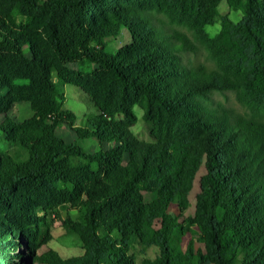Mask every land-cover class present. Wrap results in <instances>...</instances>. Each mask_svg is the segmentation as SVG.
I'll use <instances>...</instances> for the list:
<instances>
[{
  "label": "trees",
  "instance_id": "obj_1",
  "mask_svg": "<svg viewBox=\"0 0 264 264\" xmlns=\"http://www.w3.org/2000/svg\"><path fill=\"white\" fill-rule=\"evenodd\" d=\"M158 2L191 36L153 22L148 6ZM220 2L0 0V259L16 249L7 241L34 245L45 214L59 217L66 204L76 214L61 226L81 253L63 258L48 249L33 253L34 263L138 264L139 247L156 249L139 264H264V0H226L240 19L221 17L209 36L205 27L214 25ZM10 7L35 28L18 27ZM122 30L128 43L109 53ZM196 44L213 68L183 61ZM70 63L92 69L74 73ZM65 85L79 88L95 113L78 120L65 109ZM224 91L242 113L213 102ZM19 102L34 114L10 117ZM134 107L152 124L151 142L130 130ZM61 126L96 147L66 143ZM200 168L194 212L185 216ZM143 192L156 197L145 202ZM192 228L196 239L176 250L175 235Z\"/></svg>",
  "mask_w": 264,
  "mask_h": 264
},
{
  "label": "rangeland",
  "instance_id": "obj_2",
  "mask_svg": "<svg viewBox=\"0 0 264 264\" xmlns=\"http://www.w3.org/2000/svg\"><path fill=\"white\" fill-rule=\"evenodd\" d=\"M123 3H133V0H120ZM159 3V2H158ZM160 4V3H159ZM154 4V6H148V9L151 10L153 22L157 23V21L161 20L165 23L167 28L180 30L187 35L191 36L189 30L182 25H178L175 23H171L167 17H169V9L164 5ZM10 15L15 21L18 27H31L35 28V22L32 20H26L24 16H22L19 11L15 7L9 8ZM218 16L215 20L214 25H209L205 27L209 36H214L218 33L221 26V17H226L229 21L236 23L240 19V12L234 11L230 9L226 3V0H221L217 7ZM40 30H38L39 32ZM129 35L125 30H122L119 36L114 40L110 41L107 45L106 50L109 53L116 52L120 47L128 43ZM198 49L195 53H186L183 55V61L186 63H190V65L204 64L209 68H213V63L208 59L207 53L204 48L199 44H196ZM68 69L72 70L74 73H81L85 71H90L92 67L87 63L76 64L70 63L66 66ZM17 83H22V81H17ZM64 94V108L73 112L78 120L83 119L85 115H92L95 113L94 108L89 101V99L80 91L79 88L73 85H65L61 88ZM214 103H222L224 107L228 109H232L237 113H242L244 108L240 106V104L236 101L234 94L231 91H224L222 93H215L213 95ZM34 107L27 102H19L15 103L10 110L8 111L10 117L14 120L21 121L26 119L34 114ZM133 111L137 117V121L134 125L130 127V130L135 135V137L142 141L151 142L152 138L150 136V132L152 130V124L147 123L143 120V110L139 107H134ZM57 135L63 138L66 143H71L73 141H77L78 144L84 146L88 150H92L96 147V143L92 140H78L76 139L75 134L67 127L61 126L57 130ZM108 147L113 148L119 154L120 158L123 162H126L127 156L122 150L121 147L116 146L114 144L108 145ZM5 143L0 139V150L5 149ZM204 173V169L200 168L193 182V187L188 195L189 207L185 211V216H192L195 207V197L199 192V178ZM149 179L153 184L157 180V176L150 175ZM156 197L155 193L143 192V198L145 202H150L154 200ZM177 206L175 204L170 205V211L176 213ZM59 217L54 215L53 213L45 214V220L41 228V234L38 236L37 242L32 245H27L24 241H19L15 239L14 241H7V248L11 245H14L16 249L14 251H10L9 254H3L8 258H1L0 264H37L33 262L32 255L33 253H42L48 249H52L56 251L61 257L67 258L71 256H76L81 253V244L79 240L75 236H70L66 234L64 229L61 226V220L65 219L66 215H70L72 217L75 216V211H70L68 205H61L58 208ZM43 212H40L39 215H43ZM2 229V228H1ZM48 231L46 235H48L50 240L46 243L43 242L44 233ZM197 231L196 228H192L189 233L186 235L176 234L173 239V247L178 251H183L187 245L189 239H196ZM196 247L202 248V244L196 243ZM34 249V250H32ZM136 252L135 259L139 264L143 257L153 258L156 254L155 248H150L146 251L145 254L140 252V248L136 247L134 249ZM203 264H210L206 259H203Z\"/></svg>",
  "mask_w": 264,
  "mask_h": 264
}]
</instances>
